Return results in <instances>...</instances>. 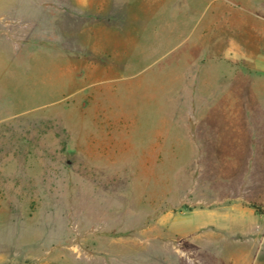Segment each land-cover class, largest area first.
I'll use <instances>...</instances> for the list:
<instances>
[{"label": "rangeland", "instance_id": "374dc122", "mask_svg": "<svg viewBox=\"0 0 264 264\" xmlns=\"http://www.w3.org/2000/svg\"><path fill=\"white\" fill-rule=\"evenodd\" d=\"M23 1L0 0V264H264V34L210 46L207 0L47 2L31 33Z\"/></svg>", "mask_w": 264, "mask_h": 264}, {"label": "crops", "instance_id": "0c3cea01", "mask_svg": "<svg viewBox=\"0 0 264 264\" xmlns=\"http://www.w3.org/2000/svg\"><path fill=\"white\" fill-rule=\"evenodd\" d=\"M47 2L56 6L59 4L61 8L74 9V14L79 13V15L85 13L98 15L100 10L110 12L116 9V3L114 4L113 0H63L62 2L61 0H45L44 2H40V0H24L23 4L26 3L34 8L32 16L29 17L27 15L28 17H26L23 14L16 13L15 16L8 18L16 20V23L19 20L22 23H31L29 32L33 33L35 28L34 10L36 7H46ZM20 3L18 1L17 7ZM207 11L205 40L212 42L210 46L236 50L239 48L259 49L263 45L261 36L264 34V4L260 3L259 0H207ZM244 13L247 15L245 16ZM253 16L260 20L256 19V21H253ZM109 18H113V15L107 14L106 19ZM127 18L129 20V17ZM4 19V16L0 17L1 22ZM261 22L263 27L260 29ZM64 24L68 25V29L62 30V28L58 27V22L56 23L54 20L44 23V26H49L51 30H56L60 33L67 32L78 36L101 35L105 39L109 36V30L114 29L111 24L103 30L98 27H92L91 24H86V28H84L81 20L78 25L73 23L74 26L72 28L70 27L71 21ZM1 27H3L2 24L0 29ZM25 29L27 30L28 26Z\"/></svg>", "mask_w": 264, "mask_h": 264}]
</instances>
